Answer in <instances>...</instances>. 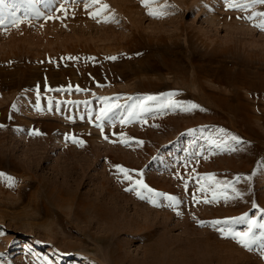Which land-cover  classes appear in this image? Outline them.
<instances>
[{
    "label": "rangeland",
    "instance_id": "obj_1",
    "mask_svg": "<svg viewBox=\"0 0 264 264\" xmlns=\"http://www.w3.org/2000/svg\"><path fill=\"white\" fill-rule=\"evenodd\" d=\"M102 2L113 22L36 0L60 19L0 30V173L14 180L0 178V264H264L261 229L245 249L219 229L246 224L213 223H264V31L244 18L264 4L160 0L174 7L154 19L140 0Z\"/></svg>",
    "mask_w": 264,
    "mask_h": 264
},
{
    "label": "snow or ice",
    "instance_id": "obj_2",
    "mask_svg": "<svg viewBox=\"0 0 264 264\" xmlns=\"http://www.w3.org/2000/svg\"><path fill=\"white\" fill-rule=\"evenodd\" d=\"M83 2L84 4V8L87 11L89 8L95 7L97 5H99V7L96 9L95 12H89V17L91 19L96 20L97 23H110L113 22L115 20V16L113 15H109V16H104L103 13L109 10V5H107L106 3H103L102 0H63V3L60 5L59 9H55V11H61L64 13V17H67V12L68 9L64 7V4H77ZM141 5L143 7H145L147 9V15L150 16L151 18L154 19H160V18H164L168 12L167 9H169L170 7H174L172 5H169L168 3H160V0H140ZM225 5L227 8H231L234 10H246V9H250L255 7L256 5H261L264 4V0H224ZM35 3L36 0H0V30H5L7 25H6V21H9L11 26H19V24L24 23L26 20H30L31 17L34 15L37 19L40 17H44L45 19H60V17L58 16H52V15H48L44 12H41L39 9L35 8ZM45 7L49 8V11H53L52 8L49 7V5H45ZM23 12V16H20L19 13ZM100 17V18H98ZM256 17H260V22L259 23H255L253 26L259 28L261 31H264V12H253L250 16L244 17L245 19L248 20H254ZM69 59H78V58H74V57H69ZM88 59H93V58H88ZM106 59H110V60H116L117 57L116 56H110V57H106ZM71 86H69V90H70ZM56 91H60V89H57ZM76 91H81V89L77 86ZM111 98H103L105 104L108 103V101ZM157 99V97H152V96H148L145 97L144 100L145 101H151V100H155ZM38 100H39V95H38ZM51 101H49V104L51 105ZM87 103V102H85ZM168 107H182L184 108V110H192V109H196L199 106L196 104H191V105H181L178 101H174L172 100L171 96H169L168 98V103H167ZM15 107V106H13ZM59 107V105L57 104V108ZM121 107V105L119 104H112L111 106L105 107L103 109H101L100 114L96 117V119L98 121H103L105 119H112L115 111L117 109H119ZM138 107H140V109L143 111L144 110V104L141 103L140 105H138ZM36 110L39 111L40 110V105L39 103L36 104ZM49 111H51V107H49ZM129 115H131V113H129ZM83 118V117H82ZM123 123V121H121ZM2 126V125H0ZM98 127L101 128V132H103V126L101 124L97 125ZM32 134H40L38 132H34ZM69 137H66V139ZM74 139V138H73ZM105 139H107V137H105ZM229 139L231 141H234L235 144L240 145L242 143H244L240 138H238L235 135H232L229 137ZM74 142H78L79 144H83V141H75ZM235 150V149H233ZM117 170L119 173H122L124 176L125 180H129L131 181V176H129L128 174V170L124 169L121 166H116ZM0 178L7 180V182L9 184H12L14 182L13 178L10 176H6L3 173H0ZM207 179L209 181H214V177L212 176H208ZM242 178L237 176L236 180L239 181ZM216 187L219 188L221 187V184L219 181H215ZM136 186L139 189H144L146 191H148L149 193H151L153 190L148 188V186L146 184L143 183V181H137L136 182ZM223 187L226 189L228 187H232L233 191L235 190V187L232 185L227 184L226 182L223 184ZM125 191H134L133 188H126ZM201 191H204L203 187L201 188ZM136 195L140 198V199H150L149 197H145L144 195L141 194L140 191H136ZM157 196L159 195H163L162 193H156ZM237 195H239V193H237ZM166 199L173 201L174 203H178V201H176L175 197H169L166 196ZM224 198L227 199V195L224 194ZM213 199L215 200L216 197L214 196ZM150 202L155 204V200H151ZM208 202V201H205ZM201 224H203V222H200ZM214 225H219L221 223L223 224H227V225H233V224H246L247 225V230L246 231H235L233 230L231 227H229L227 230L224 228H220L219 232L221 234V236H230L233 240H235L238 244H240L242 247H244L245 249H250L251 246L256 243V237L253 234V229L254 228H259L261 229V239L264 240V223H260L258 224L257 221L255 219H249L248 216L242 215L240 217L231 219V220H225V221H215L213 222ZM262 251H264V243H262L260 245Z\"/></svg>",
    "mask_w": 264,
    "mask_h": 264
},
{
    "label": "bare ground",
    "instance_id": "obj_3",
    "mask_svg": "<svg viewBox=\"0 0 264 264\" xmlns=\"http://www.w3.org/2000/svg\"><path fill=\"white\" fill-rule=\"evenodd\" d=\"M154 194V193H153ZM197 234V233H196ZM203 251V250H202ZM135 263V262H134ZM191 264V263H190Z\"/></svg>",
    "mask_w": 264,
    "mask_h": 264
}]
</instances>
